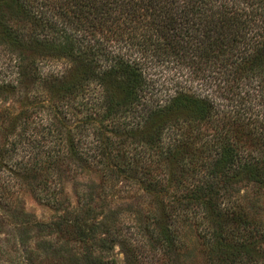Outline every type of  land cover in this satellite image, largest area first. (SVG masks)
Listing matches in <instances>:
<instances>
[{
	"label": "trees",
	"instance_id": "1",
	"mask_svg": "<svg viewBox=\"0 0 264 264\" xmlns=\"http://www.w3.org/2000/svg\"><path fill=\"white\" fill-rule=\"evenodd\" d=\"M0 59V264H264V0H0Z\"/></svg>",
	"mask_w": 264,
	"mask_h": 264
},
{
	"label": "rangeland",
	"instance_id": "2",
	"mask_svg": "<svg viewBox=\"0 0 264 264\" xmlns=\"http://www.w3.org/2000/svg\"><path fill=\"white\" fill-rule=\"evenodd\" d=\"M2 62H3V59H0V63H2ZM58 66L60 68L62 67L60 63H57V67ZM45 69L47 71L48 67H46ZM5 73H6V69H4L1 72V76H2V78L7 79L8 76L5 77L4 76ZM159 81L160 82H158V84H160V85L164 84L166 87H171V85L168 83L169 81H164L163 77H161V79ZM187 85H188V87H191V89L194 91H196V90L200 91V90H204V89H206L207 91L208 90L211 91L214 89V87H212V88L210 87V81L206 80V75L204 78V76H202V74H199L198 77L191 75L189 77ZM230 105H232L231 102H230ZM69 185L70 184L66 185L65 194L68 197V199L72 202L73 198H72V193H71V189H70ZM19 196H20L21 204L23 205L25 211L34 215L38 220L45 221V220L50 219V217H52L54 215V211L49 206L45 205L44 203L37 201L28 190L21 191ZM115 203H118V202L115 201ZM114 205H116V204H114ZM191 238L197 242V238L195 237L194 234L192 235ZM8 247H10V246L8 245ZM112 253H113V256L120 263H123L124 253L119 246H116L113 249ZM201 260H202L201 256L198 255L197 262L199 264H201Z\"/></svg>",
	"mask_w": 264,
	"mask_h": 264
}]
</instances>
